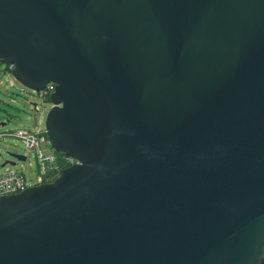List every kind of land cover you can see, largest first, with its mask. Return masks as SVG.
I'll use <instances>...</instances> for the list:
<instances>
[{"label": "water", "instance_id": "95a60500", "mask_svg": "<svg viewBox=\"0 0 264 264\" xmlns=\"http://www.w3.org/2000/svg\"><path fill=\"white\" fill-rule=\"evenodd\" d=\"M0 59L77 161L0 196V264H264V0H0Z\"/></svg>", "mask_w": 264, "mask_h": 264}, {"label": "rangeland", "instance_id": "374dc122", "mask_svg": "<svg viewBox=\"0 0 264 264\" xmlns=\"http://www.w3.org/2000/svg\"><path fill=\"white\" fill-rule=\"evenodd\" d=\"M5 64V63H4ZM4 64L0 65V131L18 130L21 128H31L33 117L37 114L41 116L43 111V123L45 125L47 114L52 103L45 102V108L41 103V112H36L33 102H41L33 89L27 87L20 81L13 72L4 73ZM4 125H1L3 124ZM46 152L53 151L48 145H43ZM0 174L7 169H18L26 176L35 180L37 176V161L34 152L27 149L23 142L13 137H5L0 141ZM9 153H16L28 156L26 161H18L17 164H7L1 167L2 162L7 159L16 161Z\"/></svg>", "mask_w": 264, "mask_h": 264}, {"label": "built area", "instance_id": "2783aa9c", "mask_svg": "<svg viewBox=\"0 0 264 264\" xmlns=\"http://www.w3.org/2000/svg\"><path fill=\"white\" fill-rule=\"evenodd\" d=\"M4 64V62H0V65ZM4 69L2 70L4 73L13 72L14 65L5 63ZM56 84L54 82H50L43 90H34V93L40 98L41 102H36L35 110L36 112H41V103L43 108H45V102H51L52 106L54 103L51 100V95L55 91ZM38 116V123L36 127L29 128H21L18 130H8V131H0V141L5 137H13L17 140H20L24 143L27 149L34 152L37 161V176L35 180L29 179L25 173L21 172L18 169L9 168L5 172L0 174V196L8 195L13 193H19L25 190L27 187L32 185H38L45 182L54 181L63 170V164L58 163V155L50 145L48 134L43 123V111L41 116ZM50 146L53 151L46 152L43 148V145ZM28 158V156H27ZM26 158V160H27ZM25 160V161H26ZM77 161L71 157L67 156L64 159V165H72Z\"/></svg>", "mask_w": 264, "mask_h": 264}, {"label": "trees", "instance_id": "16d2710c", "mask_svg": "<svg viewBox=\"0 0 264 264\" xmlns=\"http://www.w3.org/2000/svg\"><path fill=\"white\" fill-rule=\"evenodd\" d=\"M0 62H3L2 59H0ZM55 150V152L57 153L58 155V163L60 164H63V168L64 169L65 167H67L68 165H64V159H66V157L68 156L65 152L59 150V149H56V148H53ZM62 171V170H61Z\"/></svg>", "mask_w": 264, "mask_h": 264}]
</instances>
